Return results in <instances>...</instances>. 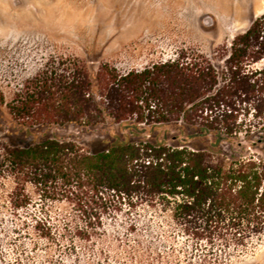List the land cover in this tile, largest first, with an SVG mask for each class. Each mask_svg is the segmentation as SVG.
Segmentation results:
<instances>
[{
    "label": "trees",
    "instance_id": "16d2710c",
    "mask_svg": "<svg viewBox=\"0 0 264 264\" xmlns=\"http://www.w3.org/2000/svg\"><path fill=\"white\" fill-rule=\"evenodd\" d=\"M224 46L221 65L182 51L127 72L102 63L95 81L86 65L71 61L28 80L6 103L23 125L90 126L106 116L136 127L177 121L192 137L214 134V141L196 147L141 140L98 151L54 136L0 141V182H12L13 213L22 219L26 211L37 233L54 239L49 219L37 214L44 207L33 208L38 202L64 196L139 202L169 213L196 243L220 248L219 259L264 237V13ZM229 138L259 151L226 152L218 145Z\"/></svg>",
    "mask_w": 264,
    "mask_h": 264
},
{
    "label": "rangeland",
    "instance_id": "374dc122",
    "mask_svg": "<svg viewBox=\"0 0 264 264\" xmlns=\"http://www.w3.org/2000/svg\"><path fill=\"white\" fill-rule=\"evenodd\" d=\"M263 13L264 0H0V94L5 97L0 100V141L24 144L54 136L90 151L141 140L209 146L214 134L192 137L191 129L177 121L136 127L132 120L106 116L90 126H27L6 103L28 80L63 61L86 65L94 81L102 63L127 72L182 51L204 54L221 65L224 45ZM218 146L229 153L259 151L235 138ZM11 187V180L0 182V264H21L22 258L27 264H264V237L219 259L220 248L196 243L169 213L128 200L104 205L64 196L38 202L33 208L43 206L37 214L53 228L55 238L47 239L26 211L20 212L28 217L24 225L13 213ZM28 189L37 197L33 186Z\"/></svg>",
    "mask_w": 264,
    "mask_h": 264
}]
</instances>
